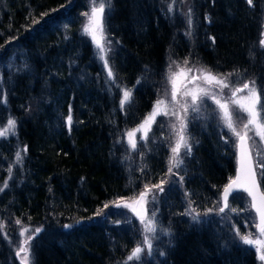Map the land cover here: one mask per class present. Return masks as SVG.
Instances as JSON below:
<instances>
[{
	"label": "trees",
	"instance_id": "1",
	"mask_svg": "<svg viewBox=\"0 0 264 264\" xmlns=\"http://www.w3.org/2000/svg\"><path fill=\"white\" fill-rule=\"evenodd\" d=\"M101 2L108 68L84 32ZM263 39L264 0H0V128L15 121L0 136V264H21L18 220L40 229L32 264H258L240 239L253 229L249 197L238 191L222 206L236 146L214 119L189 126L181 181L162 187L161 233L139 263L127 259L137 228L96 212L166 177L161 133L133 152L124 135L151 110L167 65L189 59L248 78L264 104ZM256 170L264 192V160Z\"/></svg>",
	"mask_w": 264,
	"mask_h": 264
},
{
	"label": "rangeland",
	"instance_id": "2",
	"mask_svg": "<svg viewBox=\"0 0 264 264\" xmlns=\"http://www.w3.org/2000/svg\"><path fill=\"white\" fill-rule=\"evenodd\" d=\"M94 6L95 5L91 7L93 8ZM97 37L98 39H100L101 44L105 48L104 58L103 59L101 58L99 48L97 47L96 43L93 41L91 36L94 45V50L98 54L99 56L98 58L105 65V60L107 61L106 56L109 51V48L111 47L110 40H108L107 36L104 34L103 27H102V36L100 32H97ZM185 61H187V64H185ZM189 69H191V71H188ZM200 69H205L207 71H210L207 68L195 62L190 61L189 59L175 61L168 64L165 73L163 75L164 78L162 79V82L159 88L157 89L158 93L156 95V99L153 103L151 110L142 118V120L138 125H136L134 128L130 130H127L124 135V142L127 148L131 152L137 149L139 143L143 142V140L145 139V138L142 139V137H145V134L147 137L151 129H155L159 131L163 139L167 141L168 157H167V171L165 174L166 177L162 180L164 182L162 185H161V181L158 184H156V185H161V187H163L165 183L174 185L176 182L181 181L182 176L179 174V168L182 167L183 165V159H185L191 153L192 150V140H191L190 132L188 130L189 126L192 123L195 124L196 122L198 121L200 122L201 120L206 122L208 120L214 119L216 122H218L220 129H222L223 132L227 134L228 136L226 138L227 140L232 138L233 144L236 145L239 139V137L233 131H231L224 123L222 119V113L218 108V105L215 103L213 97H216L217 99H221L223 102V100L231 96V91L233 89L242 88L243 84L248 83L252 80H249L248 78L245 79H241L239 77L235 78L229 73L220 74L210 71L213 75L217 76L218 78H222V79L227 78V83L229 84V87L221 89L215 83H211V84L207 83L206 80L204 79L203 74L199 71ZM181 70H184L183 73H181ZM173 73H181L180 75L174 77V79L176 80L175 100H173L172 98L173 83H172V79H170ZM199 88L207 89L208 95H204L200 98L197 105L195 106L197 110L193 111L191 96L185 95L184 93L192 90H197ZM125 90L128 89H124L122 91V98ZM245 95H247V90H244L243 92L239 93L238 98L239 96H245ZM157 100H164L165 104L162 106V108H166L168 114L157 115L155 117V122L151 123L150 129L147 126L141 127L143 121L145 120V117L152 112L153 107L156 104ZM185 105L187 106V111H185V107H184ZM229 107L233 113L232 119L236 131L240 132L241 135H245L246 130L244 129V124L247 123V119H248L247 114L240 111V109L234 105L230 104ZM181 120H183L184 124L186 125L183 134L187 139L188 146H190V151L183 144H181L178 155H179V160L182 161V163L180 164L179 167H173L172 172L169 173L168 169L170 166V158L173 155L172 148L176 146L177 141L179 139L178 133L180 131ZM7 124L8 122L3 128H5ZM12 131H13L12 129L9 130L5 135H3V137L9 136ZM130 132L133 133V136L131 138L128 135ZM246 136L248 137L247 141L252 154L255 170L260 169L263 165V160H264V140H261L260 137L256 134V131L254 130L253 126H250L249 129L246 131ZM130 139L135 141L136 143L135 149H133L130 143ZM149 187L151 188V191L148 192L145 198L146 202L144 203H136L139 194L145 189V187H142L140 190L136 192L135 196L114 199L109 203H105L104 206H102L96 212V216H98L99 214L104 215V217H108L109 215H111V217L120 219L122 222L129 223L137 228V231L140 236L138 245L141 246L143 251L140 254V258L135 259V263H139L140 260L143 259V257H146V255L151 253L152 249L156 247L157 233H161L159 229V222L157 219V211L160 205L159 196L161 192L157 188H154L152 186ZM105 205H107V207H105ZM125 205H131V207ZM133 207L136 208L137 211H140L142 212V214L145 215V223L149 218H152V214L155 213V218H154V223L156 228L155 232L145 231V226L144 224H142L140 217L137 216L135 212H133L132 210ZM252 225H253V229L247 230V233L243 234L242 236H249L253 240L264 239V237L260 236L259 229L257 228V218L255 215H254V219H252ZM17 227H18V239H17L18 245L16 246L15 249L17 258L21 264H32L30 244H31V240L37 233L35 231L36 228L23 226L20 223H18ZM22 230H24L23 234H21ZM164 235H166L165 232ZM28 236H31L32 239L27 241V245H26L27 253L21 252L18 255L17 253L19 252L21 245L24 243L25 240H27ZM145 236H148L149 239L151 240L152 243L151 250H149L143 244ZM249 246L254 248L258 259V264H264V261H261L258 258L259 254L256 251V246L255 245H249Z\"/></svg>",
	"mask_w": 264,
	"mask_h": 264
},
{
	"label": "snow or ice",
	"instance_id": "3",
	"mask_svg": "<svg viewBox=\"0 0 264 264\" xmlns=\"http://www.w3.org/2000/svg\"><path fill=\"white\" fill-rule=\"evenodd\" d=\"M247 2L251 5L252 0H247ZM105 9V2H101L99 4V7H93L91 10V15L88 16V24L84 26V32L86 34H90L92 36L93 41L96 43L97 47L99 48L101 58H104V53H105V48L100 42V39L97 37V32L101 33L102 36V23H101V17ZM88 15V14H85ZM35 23V22H34ZM189 24H191V18L189 17ZM261 44H264V40L261 41ZM185 64H187V61H185ZM105 68H108V63L105 60ZM184 70H181V73H183ZM188 71H191L189 69ZM203 76L204 79L206 80L207 83H215L218 85L221 89L228 88L229 84L227 83V78H218L217 76L213 75L210 71H207L205 69H200L199 70ZM181 73H173L170 79H172L173 83V91H172V98L173 100L176 99V80L174 77L180 75ZM109 77H112L113 73L111 69L109 68L108 71ZM244 90H247V95L245 96H239L238 94L243 92ZM185 95H190L191 96V103L193 106V111H196V105L200 98L204 95H208L207 89L204 88H199L197 90H192L189 92H185ZM131 98V90H125L123 93V98L121 99L120 103L121 106L129 101ZM215 103L218 105V108L220 109L222 113V119L226 126L233 131L238 137H239V147L241 149V158H240V165L241 167L238 169L237 177L235 180H230L229 184L225 186L224 188V193H223V199L225 201V207H227V199L228 195L231 191L234 190V188H239L242 187L248 195L252 198V203L251 207L254 208L259 216L260 223L257 225V228L259 229V233L261 237H264V192H259V185L257 183V176L256 172L253 168V160L249 154V149L246 146V140L248 137L246 136V131L249 129L250 126L254 127V130L256 131V134L260 137L261 140H264V104L261 102V93L257 91L255 87V82L250 81L248 83L243 84L242 88H235L231 91V96L228 97L227 99L222 100L217 99L216 97H213ZM165 104L164 100H157L156 104L153 107L152 112L145 117V120L143 121L141 127L147 126L149 129L151 127V123L155 122V117L157 115H167L168 112L166 108H162V106ZM234 105L240 109V111L244 112L247 114V123L244 124V129L245 135H241L240 132L236 131V128L234 127L233 124V113L230 110L229 105ZM185 111H187V106L185 105ZM68 121L71 122V115L68 117ZM15 127V121L14 120H9L8 124L5 128H0V136L5 135L9 130L13 129ZM175 127V126H173ZM186 125L184 124L183 120H181L180 123V131L178 133L179 139L177 141V144L175 147L172 148V157L170 158V166H169V173L172 172L173 167H179L182 161L179 160V150L181 147V144H183L186 148L189 149L190 151V146L187 144V139L185 138L183 132L185 129ZM129 137L131 138L133 136V133L130 132ZM146 138V134L145 137ZM130 143L133 147V149L136 148V143L135 141L130 139ZM19 153H17V157L19 158ZM241 172L243 173V183H241ZM164 182L161 181V185ZM161 185H153L152 187L157 188L159 191H163V188ZM2 190V189H0ZM151 191V188L149 186H145L144 191H142L139 194V197L136 201V203H144L145 198L148 194V192ZM120 206V205H117ZM128 207H131V205H125ZM107 207V205H105ZM133 212L136 213L137 216L140 217L142 224L145 226V231L146 232H155V223H154V218H155V213L152 214V218H149L147 222L145 223V215L142 214V212L137 211L136 208H132ZM211 211V210H209ZM220 211L223 212L224 208H220ZM99 214V213H98ZM193 220L196 221L198 219V215H194ZM17 223H20L18 220ZM65 227H71L70 225H65ZM3 229V225H0V230ZM22 230V233L23 234ZM36 232H39L40 229L37 228L35 230ZM239 234V233H238ZM32 237L28 236L27 240L24 241V243L21 245L19 252L17 253L18 255L23 252L27 253V241L31 240ZM240 239L243 241L245 244L249 245H255L256 246V251L259 254L258 258L261 261H264V239H257L253 240L249 236H241ZM143 244L151 250L152 248V243L151 240L149 239L148 236L144 237ZM143 251L141 246L137 245L135 248H133L131 254L128 256V260L131 261L133 259H139L140 254Z\"/></svg>",
	"mask_w": 264,
	"mask_h": 264
},
{
	"label": "water",
	"instance_id": "4",
	"mask_svg": "<svg viewBox=\"0 0 264 264\" xmlns=\"http://www.w3.org/2000/svg\"><path fill=\"white\" fill-rule=\"evenodd\" d=\"M102 17H103V14H102ZM102 17H101V22H102ZM239 144H240V141H239V139H238V141H237V144H236V155H237V168H236V171H235V176H234V178L232 179V180H235L236 179V177H237V173H238V169L241 167V165H240V163H239V161H240V158H241V149H240V147H239ZM246 146H247V148L249 149V154H250V156H251V158H252V154H251V151H250V148H249V145H248V141L246 140ZM252 160H253V158H252ZM253 168H254V170H255V167H254V163H253ZM256 172V171H255ZM257 176V175H256ZM243 179H244V177H243V173L241 172V183H243ZM230 182V181H229ZM229 182H228V184H229ZM257 183H258V179H257ZM227 184V185H228ZM258 185H259V183H258ZM225 188V187H224ZM237 191H243V192H245L247 195H248V193L242 188V187H239V188H234V190L233 191H231L230 193H229V195H228V198H229V196L232 194V193H234V192H237ZM259 192H263L262 190H261V188H260V186H259ZM223 193H224V189H223V191H222V201H223V205L225 206V201H224V199H223ZM249 196V195H248ZM249 198H250V201H251V203H252V198L249 196ZM252 208V207H251ZM252 210L255 212V214H256V217H257V225L260 223V220H259V216H258V214H257V212H256V210L254 209V208H252ZM136 214V213H135ZM64 229L66 230V229H68V227H64Z\"/></svg>",
	"mask_w": 264,
	"mask_h": 264
},
{
	"label": "bare ground",
	"instance_id": "5",
	"mask_svg": "<svg viewBox=\"0 0 264 264\" xmlns=\"http://www.w3.org/2000/svg\"><path fill=\"white\" fill-rule=\"evenodd\" d=\"M250 64H251V63H250ZM258 71H261V69L258 68V67H256V68L253 70V73H254V72H258Z\"/></svg>",
	"mask_w": 264,
	"mask_h": 264
}]
</instances>
